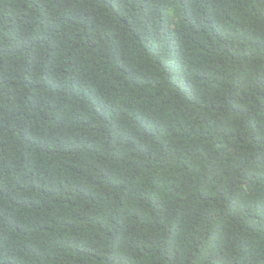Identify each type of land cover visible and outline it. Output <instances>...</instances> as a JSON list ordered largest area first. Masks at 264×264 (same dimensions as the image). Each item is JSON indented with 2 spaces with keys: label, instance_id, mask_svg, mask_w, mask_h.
Instances as JSON below:
<instances>
[{
  "label": "trees",
  "instance_id": "1",
  "mask_svg": "<svg viewBox=\"0 0 264 264\" xmlns=\"http://www.w3.org/2000/svg\"><path fill=\"white\" fill-rule=\"evenodd\" d=\"M0 264H264V0H0Z\"/></svg>",
  "mask_w": 264,
  "mask_h": 264
}]
</instances>
